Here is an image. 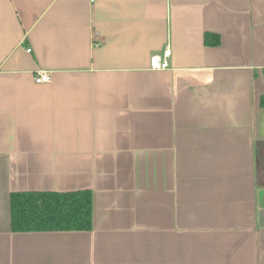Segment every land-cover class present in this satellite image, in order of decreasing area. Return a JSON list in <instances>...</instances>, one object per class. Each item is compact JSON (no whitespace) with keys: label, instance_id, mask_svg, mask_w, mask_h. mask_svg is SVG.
<instances>
[{"label":"crops","instance_id":"obj_1","mask_svg":"<svg viewBox=\"0 0 264 264\" xmlns=\"http://www.w3.org/2000/svg\"><path fill=\"white\" fill-rule=\"evenodd\" d=\"M263 95L264 0H0V264H264ZM77 191L90 231L13 232Z\"/></svg>","mask_w":264,"mask_h":264},{"label":"trees","instance_id":"obj_2","mask_svg":"<svg viewBox=\"0 0 264 264\" xmlns=\"http://www.w3.org/2000/svg\"><path fill=\"white\" fill-rule=\"evenodd\" d=\"M209 46L220 43L207 33ZM260 104L264 107V95ZM12 230L15 233L90 231L93 228V193L77 191L17 192L11 195Z\"/></svg>","mask_w":264,"mask_h":264},{"label":"built area","instance_id":"obj_3","mask_svg":"<svg viewBox=\"0 0 264 264\" xmlns=\"http://www.w3.org/2000/svg\"><path fill=\"white\" fill-rule=\"evenodd\" d=\"M28 52H31V49ZM171 59L172 50L168 47L161 54L156 53L151 57L150 68L155 71L169 70L172 68ZM50 81L51 77L48 72H38L35 76V82L37 84H46Z\"/></svg>","mask_w":264,"mask_h":264},{"label":"water","instance_id":"obj_4","mask_svg":"<svg viewBox=\"0 0 264 264\" xmlns=\"http://www.w3.org/2000/svg\"><path fill=\"white\" fill-rule=\"evenodd\" d=\"M260 225L264 226V190L259 193Z\"/></svg>","mask_w":264,"mask_h":264}]
</instances>
